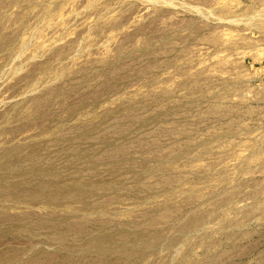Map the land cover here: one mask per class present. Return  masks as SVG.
I'll return each instance as SVG.
<instances>
[{
    "label": "rangeland",
    "instance_id": "obj_1",
    "mask_svg": "<svg viewBox=\"0 0 264 264\" xmlns=\"http://www.w3.org/2000/svg\"><path fill=\"white\" fill-rule=\"evenodd\" d=\"M0 264H264V0H0Z\"/></svg>",
    "mask_w": 264,
    "mask_h": 264
}]
</instances>
